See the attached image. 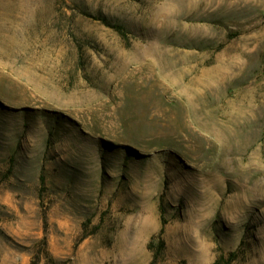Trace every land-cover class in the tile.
I'll return each mask as SVG.
<instances>
[{"label":"rangeland","instance_id":"1","mask_svg":"<svg viewBox=\"0 0 264 264\" xmlns=\"http://www.w3.org/2000/svg\"><path fill=\"white\" fill-rule=\"evenodd\" d=\"M231 252L264 264V0H0V264Z\"/></svg>","mask_w":264,"mask_h":264},{"label":"clouds","instance_id":"2","mask_svg":"<svg viewBox=\"0 0 264 264\" xmlns=\"http://www.w3.org/2000/svg\"><path fill=\"white\" fill-rule=\"evenodd\" d=\"M163 11L167 14L168 18H173L179 13V5L173 3L171 6L166 7Z\"/></svg>","mask_w":264,"mask_h":264},{"label":"trees","instance_id":"3","mask_svg":"<svg viewBox=\"0 0 264 264\" xmlns=\"http://www.w3.org/2000/svg\"><path fill=\"white\" fill-rule=\"evenodd\" d=\"M115 28L117 30H119V27L118 26H115ZM234 257H235V253L234 252L229 253L228 258H227L225 264H230L231 261L234 259Z\"/></svg>","mask_w":264,"mask_h":264}]
</instances>
